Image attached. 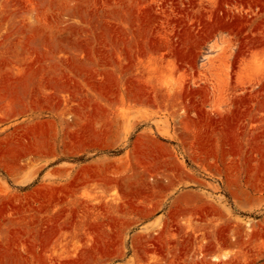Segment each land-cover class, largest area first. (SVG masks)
<instances>
[{"label": "rangeland", "instance_id": "1", "mask_svg": "<svg viewBox=\"0 0 264 264\" xmlns=\"http://www.w3.org/2000/svg\"><path fill=\"white\" fill-rule=\"evenodd\" d=\"M0 264H264V0H0Z\"/></svg>", "mask_w": 264, "mask_h": 264}]
</instances>
